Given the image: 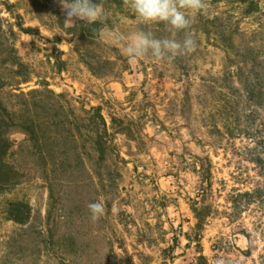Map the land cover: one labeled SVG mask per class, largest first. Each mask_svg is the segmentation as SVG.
<instances>
[{
    "label": "rangeland",
    "instance_id": "374dc122",
    "mask_svg": "<svg viewBox=\"0 0 264 264\" xmlns=\"http://www.w3.org/2000/svg\"><path fill=\"white\" fill-rule=\"evenodd\" d=\"M206 2L189 30L196 50L167 62L128 57L122 36L172 32L124 0H103V22L68 26L57 0H0V101L41 126L40 141L19 127L10 136L21 181L0 197V264H201L186 233L203 194L208 264H264V200L241 215L229 203L264 187V152L247 137L264 142V0ZM98 106L106 159L97 115L84 113ZM101 200L93 222L88 204ZM18 201L32 207L27 225L8 218Z\"/></svg>",
    "mask_w": 264,
    "mask_h": 264
},
{
    "label": "clouds",
    "instance_id": "9594fccd",
    "mask_svg": "<svg viewBox=\"0 0 264 264\" xmlns=\"http://www.w3.org/2000/svg\"><path fill=\"white\" fill-rule=\"evenodd\" d=\"M65 15V25H74L76 21L86 24L103 22L107 19L103 11L104 3L93 0H57ZM126 6L145 22H164L172 32L171 38H157L152 32L134 31L121 39L126 41L125 52L131 60H140L151 56L156 61L171 62L176 57L192 53L197 48V40L189 31L196 21V14L206 12V0H124ZM184 32L183 39L176 34ZM101 35L103 32L101 31ZM91 220L98 221L106 213L101 201L89 203ZM117 209L113 207L115 212ZM215 264H226L223 258H217Z\"/></svg>",
    "mask_w": 264,
    "mask_h": 264
},
{
    "label": "trees",
    "instance_id": "16d2710c",
    "mask_svg": "<svg viewBox=\"0 0 264 264\" xmlns=\"http://www.w3.org/2000/svg\"><path fill=\"white\" fill-rule=\"evenodd\" d=\"M241 4L251 3L257 4L261 0H238ZM252 93V92H251ZM65 95H58V98H64ZM86 115L96 114L92 120L91 126L95 132V138L93 140V146L96 152L101 153L102 158H105V153L108 148L112 145L113 141L109 140L106 136L108 135V122L103 114L102 107H92L91 110H84ZM19 114L16 110L11 109L6 104L0 101V197L6 192L14 189L21 181V173L19 169L8 160L9 148L11 143V134L15 127L22 128L23 131L30 133L32 135H37L36 137L40 141L39 124H33L31 127L23 121L19 120ZM85 127V124L84 126ZM79 129H81L79 127ZM251 143H255L256 146L252 148V152H264V142L258 140V138L249 134L247 136ZM254 160L260 166H264V154H257ZM261 175L264 177V171H261ZM208 184V190L213 188V178H209L205 181ZM235 194L229 197V203L232 204L236 213L241 215L243 212L247 211L251 205L264 200V187L257 185L252 190L242 191L240 189H235ZM208 194H203V199L201 201L195 200L193 205V211L197 218V224L193 228L195 233L187 232L186 236L191 239H197L196 247L197 252L200 254L199 260L201 264H208V257L204 254V247L202 245V238L204 237V232L208 225V219L210 218L213 210V206L208 203ZM201 203V205H200ZM8 218L15 221L21 225H27L32 218V207L29 203L24 201L16 202L7 212ZM248 235L247 231L243 232ZM191 243L188 247H191Z\"/></svg>",
    "mask_w": 264,
    "mask_h": 264
}]
</instances>
